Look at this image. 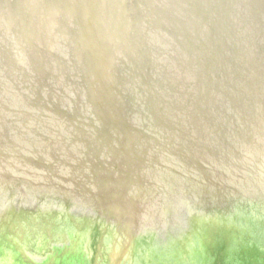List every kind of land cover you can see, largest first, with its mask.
Instances as JSON below:
<instances>
[{"label":"water","instance_id":"water-1","mask_svg":"<svg viewBox=\"0 0 264 264\" xmlns=\"http://www.w3.org/2000/svg\"><path fill=\"white\" fill-rule=\"evenodd\" d=\"M0 264H264V0H0Z\"/></svg>","mask_w":264,"mask_h":264}]
</instances>
